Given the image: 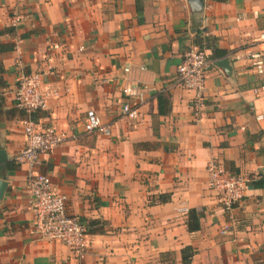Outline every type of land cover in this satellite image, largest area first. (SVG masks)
<instances>
[{"label":"crops","instance_id":"0c3cea01","mask_svg":"<svg viewBox=\"0 0 264 264\" xmlns=\"http://www.w3.org/2000/svg\"><path fill=\"white\" fill-rule=\"evenodd\" d=\"M203 2L196 20L187 0H0V264H182L184 246L195 250L189 264H264V95L254 93L264 85V0ZM200 43L211 68L195 119L192 92L169 83L187 47ZM213 48L224 53L213 57ZM223 58L227 71L214 65ZM20 68L40 72L54 93L34 121L66 136L36 169L85 228L105 221L103 233L87 231L84 258L35 234L27 167H5L25 143ZM135 80L150 88L129 119L121 87ZM161 93L170 98L165 115ZM89 109L110 135L85 132ZM210 160L261 178L235 203L233 221L209 185ZM162 193L170 197L159 202ZM191 208L203 214L189 232Z\"/></svg>","mask_w":264,"mask_h":264},{"label":"built area","instance_id":"2783aa9c","mask_svg":"<svg viewBox=\"0 0 264 264\" xmlns=\"http://www.w3.org/2000/svg\"><path fill=\"white\" fill-rule=\"evenodd\" d=\"M18 20V17H15L14 24ZM259 40L264 41V31L260 33ZM250 55L255 57V54ZM210 68L211 60L207 52L199 45H189L169 83L170 86L192 92L195 119L203 115V89ZM19 71L15 100L17 107L25 112L22 120L25 143L14 155L13 160L27 167L26 184L32 196L31 207L35 213L34 232L41 239L62 242L76 257L84 258L89 249L85 226L75 215L67 211V195L55 193L51 187L50 177L36 169L42 157L50 153L66 137L53 124L39 126L32 118L33 113L46 107L48 99L54 93L43 86L40 72H29L23 68ZM123 71L129 72L130 67H123ZM149 88L148 84L139 80L126 82L121 87L123 97L120 114L129 119L137 118ZM254 93L264 95V85L255 88ZM84 130L87 133L99 132L104 135L111 133L108 125L104 124L92 109L86 112ZM206 171L209 185L216 192L219 204L226 212L229 222L233 221L234 205L243 197L244 190L255 182V176L231 173L214 160L207 163ZM228 227L229 225H225L222 232Z\"/></svg>","mask_w":264,"mask_h":264},{"label":"trees","instance_id":"16d2710c","mask_svg":"<svg viewBox=\"0 0 264 264\" xmlns=\"http://www.w3.org/2000/svg\"><path fill=\"white\" fill-rule=\"evenodd\" d=\"M201 48H203L206 51V46L203 43L198 44ZM2 47L4 48V46L2 45ZM0 50H1V46H0ZM224 52L222 50H219L217 48H213V53L212 56L213 57H217L222 55ZM208 56V55H207ZM170 98L168 95H165L163 93L159 94L158 96V113L161 115H165L167 113H169L170 111ZM23 114H25V112L20 109ZM35 114V113H34ZM32 114V117H34L35 115ZM5 167L8 169H14L15 167H17V163L14 160L11 161H7L5 163ZM261 178H259L258 180H256L255 182H260ZM170 195L166 194V193H162L159 195V199L158 201H167L169 199ZM202 210H197L195 208H191L188 210L187 212V218L185 220V224L187 227V230L190 231H195L198 226H199V219L202 216ZM86 225V230L89 233H103L104 232V224L105 221L100 220V219H90V220H86L85 222ZM195 250L193 247L191 246H184L181 249V262L182 264H189L191 262V258L194 255Z\"/></svg>","mask_w":264,"mask_h":264},{"label":"water","instance_id":"95a60500","mask_svg":"<svg viewBox=\"0 0 264 264\" xmlns=\"http://www.w3.org/2000/svg\"><path fill=\"white\" fill-rule=\"evenodd\" d=\"M203 0H187V4L189 5L190 11L192 16L197 20L201 19L202 15V9H203ZM229 61L228 58H223L221 60H217L214 62V65L222 68V69H229ZM6 152L3 149H0V162H3L6 159ZM264 177V174H263ZM7 185V182L5 180L0 179V199L2 197V194L5 190V187Z\"/></svg>","mask_w":264,"mask_h":264},{"label":"rangeland","instance_id":"374dc122","mask_svg":"<svg viewBox=\"0 0 264 264\" xmlns=\"http://www.w3.org/2000/svg\"><path fill=\"white\" fill-rule=\"evenodd\" d=\"M222 207V206H221Z\"/></svg>","mask_w":264,"mask_h":264}]
</instances>
